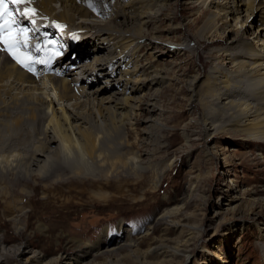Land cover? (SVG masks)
Returning <instances> with one entry per match:
<instances>
[{"label":"rangeland","instance_id":"374dc122","mask_svg":"<svg viewBox=\"0 0 264 264\" xmlns=\"http://www.w3.org/2000/svg\"><path fill=\"white\" fill-rule=\"evenodd\" d=\"M216 2L209 3L206 11L195 0H167L158 18L146 25V40L156 39L136 57L143 64L150 61L152 70L166 79L151 88L146 79L152 71L133 77L138 107L124 127L117 129L112 120H118L105 114L99 119L89 105L82 110L87 122H76L94 134L104 154H139L148 170L106 176L95 167L80 179L42 182L35 177L27 184L13 177L8 180L0 172V264H264V141L257 139L262 135L246 139L235 131H202L205 120L220 128L232 125L235 107L218 104L217 93L228 94L223 99L227 103H260L254 97L255 80L230 72L229 89L216 87L213 93H201L200 99L191 91L195 77L202 79V85H212L215 66L231 67L222 55L225 50L245 52L246 42L257 44L261 38V43L264 34L256 37L257 27L251 29L247 23L242 27L238 16H223ZM54 4L61 8L59 0ZM109 11L114 14L113 7ZM113 17L101 13L89 19L105 22ZM122 18L115 20L117 25L133 27ZM56 31L61 37L65 34L62 26ZM71 38L79 48L61 62H73V56V64L94 65L98 52L88 43L89 37L71 32ZM187 42L192 47H177ZM80 71H75L78 76ZM108 77L101 75L93 84L83 78L81 86L91 92L105 85ZM47 78L40 75L39 81L48 85L39 92L54 99L58 112L61 101ZM107 92L98 98L107 97ZM148 101L156 104L152 113L146 110ZM72 103L63 104L73 116ZM212 110H217L216 116ZM20 114L9 109L8 117L0 118V154L27 155L38 144L48 114L41 113L37 122ZM72 159L71 166L76 163ZM19 206L25 213L15 225L11 218ZM78 243L93 247L76 260L70 255L79 251ZM23 247L26 251L17 254ZM175 249L180 254H174Z\"/></svg>","mask_w":264,"mask_h":264},{"label":"bare ground","instance_id":"6f19581e","mask_svg":"<svg viewBox=\"0 0 264 264\" xmlns=\"http://www.w3.org/2000/svg\"><path fill=\"white\" fill-rule=\"evenodd\" d=\"M54 1L29 0L27 3L19 4L21 9L25 10L24 12L35 10L42 20L37 26L40 30L34 40L29 39V33H27V44H25V34L19 33L17 36L20 41L18 52L22 58L30 57L31 70H25L16 59H11L12 55L7 50V45L0 42V47L3 49L0 51V118H7L9 109H17L19 113H22L18 116L34 119L36 122L41 118V113L48 114L42 134L38 135V144L33 146L29 154L23 156L13 152L0 154V172L8 180L13 177L15 181L27 184L32 182L35 177L40 178L39 180L42 182L48 179L59 181L68 177L80 179L85 176L87 170L94 171L97 167H101V171H104L106 176L119 174L123 170L129 173L148 170L149 166L144 164L139 154L129 156L104 154L97 148L94 134L83 131L84 128L76 125V122L79 120L82 123L87 122L82 110L89 105L91 106L89 108H92L99 119L105 114L108 118L118 120H112V124L117 129L124 127L138 107L135 96L138 87L137 81L133 77L138 72L148 74L152 71L151 77L146 79L147 85L153 88V85L164 83L166 78L158 70H152V63L150 61L144 64L140 63L136 54L142 48H149L153 45L152 42L156 38L154 37L151 41L146 40V25L158 18L167 0H112L113 6L110 5V0H59L61 2L59 10L55 8ZM195 2L207 11L209 3L216 1L195 0ZM216 3L223 16H238L242 27L245 23L249 24L251 29L257 27L256 37H259V33L264 34V0H223ZM97 6H101L102 9ZM110 7L114 8V14L109 11ZM101 13L105 16L114 15L115 17L112 18V21L105 22L89 19V16H98ZM219 13L214 14V19L215 16H219ZM17 15L14 13L13 18L16 23L13 28L19 32L20 29L25 28ZM121 16L123 17L122 23L128 25L127 22L130 21L133 27L117 25L115 20ZM25 17L28 16L25 15ZM29 19L33 20L34 18L29 16ZM2 22L0 20V23ZM61 26L65 32L63 37L56 31ZM76 29H83V31ZM71 32L89 37L88 43L92 44L94 50L98 52L94 65L73 64L76 59L73 56L71 57L73 62L65 61L64 64L61 62L70 55L73 49L79 48V42L73 41L74 34L71 38ZM243 35L244 33L240 36L243 37ZM260 40L261 38L257 44L251 41L246 42L244 44L245 52L243 50L239 52L225 50L223 52L222 55L226 56L231 67L218 68L215 66L213 68L214 80L217 85L216 83L202 85V79L199 80L198 77H195L191 82V91L196 99H200L201 93H213L216 87L228 88L231 83L230 72L244 74L254 79L257 86L254 94L255 99L257 97L260 101L257 105L245 102L235 103L232 100H229L228 103L223 102V99L229 98L228 94L218 95L217 93L218 104L221 103L225 109L229 107L228 104L235 107L231 114L232 125L229 128H220L216 127L212 121L205 120L202 123L203 132L210 134L211 129L217 132L235 131L238 135H244L246 139L257 138L258 136L254 135L260 134L262 136L257 139L264 141V40L259 43ZM80 41L84 43L85 39H80ZM37 46L40 50H37ZM48 46H51L53 53L50 54V51L47 50ZM177 47L192 46L187 42L178 44ZM50 56L54 58L53 64L60 62L59 66L54 68V72L48 74L47 78L58 101H61L59 104L61 103L62 108L58 110L60 113L53 106L54 99H45L39 92L47 89L48 84L45 81L41 83L36 76V72L44 64V60H48ZM48 69L51 70V66ZM77 69H81L79 73L82 75L81 79H79L80 75L78 76V73L75 72ZM114 72H119L120 75L114 77ZM101 75L109 76L104 79L105 85H101L91 92L86 91L85 85L81 86L83 78L87 83L93 84L96 81L94 79L99 80ZM103 91H108L109 95L99 99L98 96ZM82 97H86V99H82ZM66 101H73V116L65 111L68 106L63 103ZM146 105V110L152 113L154 110L151 107H155L156 104L153 101H148ZM216 112L217 110L213 111L215 116ZM186 137L189 138L187 133ZM72 158L76 159L73 166H71ZM21 190L25 192V197L31 198V194L26 188ZM107 197L106 195L99 196L102 199ZM16 210L18 214L11 218L15 220V225L19 221V216L25 213L21 206L16 207ZM18 229L20 230L21 226H18ZM77 247L79 251L70 255L76 260L85 257L93 245L78 243ZM25 251V247L19 248L17 254ZM173 253L180 254V251L175 249ZM189 257L190 255H187V258ZM0 261L3 260L0 258ZM29 264L33 263L29 262Z\"/></svg>","mask_w":264,"mask_h":264},{"label":"snow or ice","instance_id":"6c2138e0","mask_svg":"<svg viewBox=\"0 0 264 264\" xmlns=\"http://www.w3.org/2000/svg\"><path fill=\"white\" fill-rule=\"evenodd\" d=\"M27 2H29V0H0V20L3 21L2 23H0V42L7 45V50L13 56V58L16 59L19 63H21L25 67H28L27 60H29L30 57L22 58L21 54L18 52L20 41L17 39V36L19 35V33H24L25 34L24 43L27 44L26 34L28 30L20 29L19 32H17L13 28V25L16 23V21L13 18L14 13L9 10L8 5L22 4ZM22 14L26 16H33L35 15V10H29ZM37 50H40L39 46H37Z\"/></svg>","mask_w":264,"mask_h":264}]
</instances>
